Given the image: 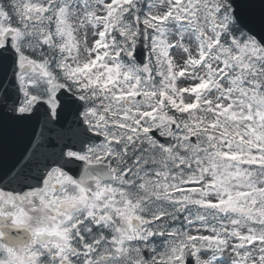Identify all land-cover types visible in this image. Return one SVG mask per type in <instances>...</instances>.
I'll use <instances>...</instances> for the list:
<instances>
[{
    "label": "snow or ice",
    "instance_id": "6c2138e0",
    "mask_svg": "<svg viewBox=\"0 0 264 264\" xmlns=\"http://www.w3.org/2000/svg\"><path fill=\"white\" fill-rule=\"evenodd\" d=\"M0 264H264V0H0Z\"/></svg>",
    "mask_w": 264,
    "mask_h": 264
}]
</instances>
